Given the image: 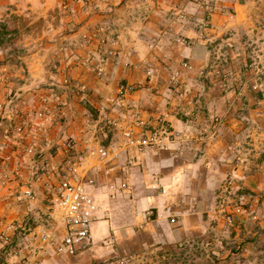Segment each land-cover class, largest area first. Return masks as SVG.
<instances>
[{"label": "crops", "instance_id": "crops-1", "mask_svg": "<svg viewBox=\"0 0 264 264\" xmlns=\"http://www.w3.org/2000/svg\"><path fill=\"white\" fill-rule=\"evenodd\" d=\"M16 2L12 13L22 25L27 26L25 18L29 16L30 24L45 22L46 27L23 42L25 53L0 64V154L19 153L15 141L5 135H12L21 115L47 107L57 112L42 136L24 139L26 145L37 143L38 154L8 165L9 169L20 166L24 175L21 182L0 188V238L5 239L3 232L10 224L13 230L7 241L22 235L31 241L34 232L47 226L44 184L48 178L38 168L43 158L59 165L65 157L60 143L67 138L74 139L81 149L91 144L111 152L106 161L90 162L97 180L91 192L102 205L94 234L101 233L100 226L108 229L114 240L109 254H114V259L118 255L125 258L127 264H141L148 252H154L153 243L167 250L196 235L199 222L212 218L216 206L231 197L230 178L235 192L244 196V192L253 191L263 196L264 183L258 182L264 164L254 149L242 145L245 137L256 140L264 135V95L242 86V79L252 83L260 71L245 69L241 79L235 61L246 58V51L228 48L221 52L218 46L235 44L239 40L235 31L257 42L264 39L260 33L263 23L258 19L264 13V0H96L75 4L73 9H64L60 0ZM86 29H105L131 65H116L98 41L72 46L73 40L82 42ZM225 33L232 36L223 37ZM222 55L232 61L237 85H225L217 73L220 66L216 63ZM88 57L92 60L87 61ZM4 59L1 50L0 61ZM183 61L191 63L192 69L173 79L171 71ZM99 70H103L102 76L97 74ZM64 73L74 78V90L61 82ZM121 82L136 84L137 90L123 104H116ZM66 99L70 105L57 108ZM162 113L168 114L172 129L187 133L189 140L166 136L160 145L138 154L135 148L125 147L122 130L101 123L121 119L124 127L134 125L143 135ZM214 116L222 117V124L209 139L201 131ZM105 127L112 133L107 134ZM49 176L55 181V174ZM23 185H30L38 196L37 201H28L35 204L31 209L17 195ZM110 186L115 190L110 191ZM20 248L0 240V264L28 257L31 251L25 249L21 256L16 255ZM103 248L94 243L75 257H48L43 264H101V255L109 250ZM23 262L32 264V260Z\"/></svg>", "mask_w": 264, "mask_h": 264}, {"label": "built area", "instance_id": "built-area-1", "mask_svg": "<svg viewBox=\"0 0 264 264\" xmlns=\"http://www.w3.org/2000/svg\"><path fill=\"white\" fill-rule=\"evenodd\" d=\"M68 7L67 0H61ZM78 4H93L96 0H72ZM98 1V0H97ZM212 12V9H210ZM101 32V31H98ZM85 41H98L100 47L109 43L111 38L106 34L101 33H84L82 35ZM187 44V40H182ZM112 45L115 41L112 40ZM110 55L115 58V64L131 65L130 62L121 55L120 51L115 48L110 51ZM191 63L183 61L180 68L171 71L173 79H179L182 75L192 69ZM149 76L153 71L151 67L147 69ZM225 81L228 79V73L223 70H217ZM98 75H103V70L98 71ZM64 84L74 86V81L68 73L62 75ZM257 87V85H256ZM137 90L136 84L121 82L117 88L115 102L116 104H123L125 99ZM69 100H63L57 106L68 107ZM56 108H44L35 113H28L21 115L15 123L12 130L13 141L19 148L18 154L7 153L3 157L4 164H10L19 159L25 161L31 159L38 154V145L36 142L26 145L24 139L27 135L37 137L44 131V127L51 125L55 120ZM108 123L115 128L122 130L124 137V145L126 148H135L138 154H143L147 149L160 145L164 137L174 138L181 141L189 140V135L185 132L175 131L172 129L168 120V114L162 113L157 118L154 125L148 129L147 133L143 135L138 134L134 125H122L121 119H104L101 123ZM222 124V117L214 116L212 122L206 124L202 133L205 137L212 139L216 136L220 125ZM43 133V132H42ZM61 149L65 153L64 159L58 166L52 165L49 158H43L39 165V172L45 174L48 180L45 181L46 193L45 199L47 201V211L45 213L46 227L39 231L33 238L32 247L28 245L31 252L29 256H23L21 261H16L12 264H43L45 258L56 256H70L75 257L87 250L94 244L92 234L93 224L99 219V214L102 210L101 203L91 192V187L97 182L93 173V166L91 161H106L110 158L111 152L105 147H96L88 144L85 148H79L78 143L71 138L61 141ZM55 174V181H52L49 175ZM24 170L20 166H15L11 170L0 171V187L7 188L13 182H21ZM228 190H234L235 185L233 180L227 182ZM127 188L126 184L122 185ZM21 194L31 202L37 201L38 196L30 185H23ZM115 190V186H110V191ZM226 219L229 223H237L244 213V208L241 205L235 207L233 211H226ZM176 222V219H172ZM13 230V225L10 224L5 227L3 232L4 238L9 239V234ZM113 238L108 237L104 239L103 244H112ZM23 249L17 250L16 255L21 256Z\"/></svg>", "mask_w": 264, "mask_h": 264}, {"label": "rangeland", "instance_id": "rangeland-1", "mask_svg": "<svg viewBox=\"0 0 264 264\" xmlns=\"http://www.w3.org/2000/svg\"><path fill=\"white\" fill-rule=\"evenodd\" d=\"M16 1L17 0H0V22L10 21L11 29H14L16 27L18 30V33H16V42L18 43V45H23V42L25 43L26 39H28L31 34L35 35L38 31H44L46 24L45 22H42V24L38 23V26L36 24H30L29 16H27L25 18L28 19L27 26H24L25 23L22 25V22L19 21L18 16L15 13H12V11H14V8H16ZM240 1L242 2L243 0ZM60 2L64 9L68 7H72L73 9L75 8V4H78L74 3L72 0H67L69 6L66 7L61 0ZM63 8L61 9L63 10ZM64 11L65 10H63V12ZM36 15L38 14H35V16ZM258 19L260 23H263L260 24V26L262 27L260 33L264 36V13H262ZM107 30L111 32V29ZM87 32H97L108 35L105 29L101 32H98L97 29L95 31L86 29V31H84L82 35ZM254 32H259V27L254 28ZM82 35V42L73 40L74 43L72 44V46L75 47L76 45L77 47H82L81 45L84 44L86 46H89L95 42L85 41ZM226 36L230 37L232 35L229 33H227L226 35L225 33L223 37ZM235 36L239 39L236 40L235 44L227 45L226 43H224L220 44L218 48L221 50V52H227L228 48L234 49L237 52L241 49H244L246 51V58H239V60L235 61L238 71H241V79L243 77L242 73L245 69H253L255 73H258L260 71V76L256 77L257 79H255V81H253L252 83L245 82V80L242 79V86H246L248 87V90H252L254 92H261L264 95V39H260V42H257V40L250 38L252 36L243 34L242 32L239 33L238 31H235ZM244 36H246L247 38L244 39ZM219 40L221 41L222 39L220 38ZM245 40H249L248 43H243L242 45L239 44V42H243ZM112 44L113 43L111 38L108 44L100 47L102 52L110 54V51L114 50V45ZM10 48H12V46H10L8 49ZM90 60H92V57L87 58V61ZM231 62V60H228L227 57L222 55L216 63L218 67L220 66L219 69H223L228 73V79L225 80V85H237V83H239L238 75H236L231 68ZM70 77L75 82L74 78L71 75ZM60 80L63 85H65V87H69L73 90L75 89V86H68L64 84L62 78ZM105 130L107 134L112 133L109 127H105ZM259 131H262L261 127L259 128ZM5 136L13 141L12 135ZM28 136L31 137V135H27L26 137ZM38 136L39 135H37V137ZM37 137L34 138L36 139ZM2 138H4L3 135ZM5 139L7 140L6 137ZM254 144H256V146ZM242 145L246 146L247 148L249 147L251 149H254V152L257 153L256 158L259 159L262 164H264V135L259 136L256 140L251 136L249 138L245 137L243 138ZM3 157L4 154H0V171L11 170L8 168V164L3 163ZM35 171H37V168H35ZM260 173H263V176L258 184L264 183V170ZM229 180L234 181V179L231 178ZM0 188L5 189L4 187ZM260 191V194L263 195L262 197L259 196V193H254L253 191H248L247 193L244 192L243 194L245 195L243 196L242 194H239V191L235 192V190H230L231 194H229V196L231 197L222 204L216 206L215 215L212 218L204 219L199 222V228H197L196 235L183 239L180 242H176V244H172L171 248H167V250H164V248H157L156 246L158 245H156V243H153L150 247L154 250V252H148L141 264H264V188ZM17 195L20 201H26L25 204H28L30 209L31 206L35 205L28 202V200H26L21 193H17ZM238 205H241L244 208V213L241 216L242 218H240L243 220L241 222L231 224L226 219V211H233ZM99 226L100 225L97 224V227ZM99 229H102L101 233L95 231V235V226L93 227V236L95 235L94 243H98L100 247L102 246L105 249H109L105 250V253L101 255V264H127L125 258L120 259L118 255L117 258L114 259V254H109L110 252L108 251L114 249V241L112 244H103V238L106 239L111 236H109L108 229L102 228V226H100ZM37 233L34 232L33 238ZM33 238L30 241L25 235H22L20 237L16 236L15 239H11L10 241H7L2 237L0 238V240L4 245H15L17 248L21 247L22 249L28 250L29 248L27 246L29 245V242L30 244L33 242ZM25 250L23 251L25 252ZM115 260L119 261V263H114ZM129 264H133V262H129Z\"/></svg>", "mask_w": 264, "mask_h": 264}, {"label": "trees", "instance_id": "trees-1", "mask_svg": "<svg viewBox=\"0 0 264 264\" xmlns=\"http://www.w3.org/2000/svg\"><path fill=\"white\" fill-rule=\"evenodd\" d=\"M17 28L11 29L10 21L0 22V50L3 51L5 59L0 61V64L15 60L25 53V48L22 45H18L16 42ZM10 46L12 48L8 49Z\"/></svg>", "mask_w": 264, "mask_h": 264}]
</instances>
